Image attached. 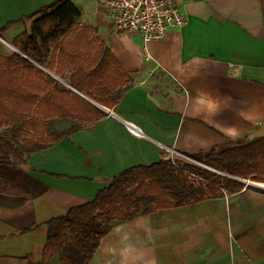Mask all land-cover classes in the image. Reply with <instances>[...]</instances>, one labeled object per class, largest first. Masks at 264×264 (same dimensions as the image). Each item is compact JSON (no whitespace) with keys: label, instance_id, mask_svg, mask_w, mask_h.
<instances>
[{"label":"crops","instance_id":"crops-1","mask_svg":"<svg viewBox=\"0 0 264 264\" xmlns=\"http://www.w3.org/2000/svg\"><path fill=\"white\" fill-rule=\"evenodd\" d=\"M55 1L0 0V55L20 54L12 42L30 29L25 18ZM71 1L133 84L114 109L94 103L107 113L95 126L31 155L24 170L47 190L20 208L0 205V264L41 261L47 222L123 171L235 143L264 123V0H175L186 24L147 44L117 31L95 0ZM89 264H264V184L120 225Z\"/></svg>","mask_w":264,"mask_h":264},{"label":"trees","instance_id":"trees-1","mask_svg":"<svg viewBox=\"0 0 264 264\" xmlns=\"http://www.w3.org/2000/svg\"><path fill=\"white\" fill-rule=\"evenodd\" d=\"M81 17L71 0H56L25 18L33 19L30 29L12 42L20 54L0 55L1 206L16 209L41 196L47 187L24 170L31 155L95 126L107 117L98 106L114 109L132 87V77ZM185 156L198 165L163 159L131 167L92 201L49 220L42 260L28 255L26 264H89L101 241L120 225L238 194L247 186L241 181L264 184V138ZM6 187L20 196L6 193Z\"/></svg>","mask_w":264,"mask_h":264},{"label":"built area","instance_id":"built-area-1","mask_svg":"<svg viewBox=\"0 0 264 264\" xmlns=\"http://www.w3.org/2000/svg\"><path fill=\"white\" fill-rule=\"evenodd\" d=\"M95 1L106 9L117 31L139 34L146 44L161 41L170 29L182 28L186 24V18L175 0ZM125 126L134 136L146 137L135 124L126 122Z\"/></svg>","mask_w":264,"mask_h":264},{"label":"water","instance_id":"water-1","mask_svg":"<svg viewBox=\"0 0 264 264\" xmlns=\"http://www.w3.org/2000/svg\"><path fill=\"white\" fill-rule=\"evenodd\" d=\"M264 138V123L258 127L257 129L253 130L252 132L248 133L245 135L244 138L239 139L238 141L235 142L236 145H245L252 143L256 140H260ZM24 169L27 171L28 166H25ZM241 181V180H240ZM246 183L247 185H252L253 183H250L248 181H241Z\"/></svg>","mask_w":264,"mask_h":264},{"label":"rangeland","instance_id":"rangeland-1","mask_svg":"<svg viewBox=\"0 0 264 264\" xmlns=\"http://www.w3.org/2000/svg\"><path fill=\"white\" fill-rule=\"evenodd\" d=\"M170 159L172 160V161H176V160H178V159H183V160H186V161H189V162H191V163H194V164H197L198 165V163L197 162H195L193 159H191V158H189V157H187V156H182V155H176V154H171L170 155ZM248 182H251V183H256V182H252V181H248ZM251 186V185H250Z\"/></svg>","mask_w":264,"mask_h":264}]
</instances>
